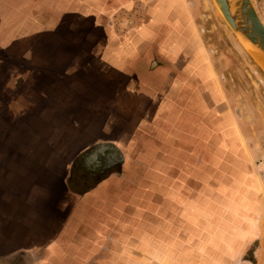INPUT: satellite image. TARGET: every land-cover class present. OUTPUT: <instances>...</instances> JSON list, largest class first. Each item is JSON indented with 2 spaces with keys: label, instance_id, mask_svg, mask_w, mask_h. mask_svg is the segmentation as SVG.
I'll use <instances>...</instances> for the list:
<instances>
[{
  "label": "rangeland",
  "instance_id": "1",
  "mask_svg": "<svg viewBox=\"0 0 264 264\" xmlns=\"http://www.w3.org/2000/svg\"><path fill=\"white\" fill-rule=\"evenodd\" d=\"M64 1L66 12L75 5L74 11L80 15V20L71 22L73 20L69 21L68 18H64L66 24L60 26L59 32L60 38L61 36L64 38L62 42L64 46H49L51 51L46 52L49 58L46 54L45 57L40 54L42 41L34 42L35 45L23 44L20 46L14 41H0V81H2L1 84L6 85L5 89L0 88V101L4 104L6 102L8 105L9 102L18 97L17 103L20 106V111L22 113L26 111L25 119L29 121L34 118V115L35 117L40 115L39 112L45 106L46 99L56 98L58 100L57 108L55 109L53 106L56 111L61 112L68 109H71V111L67 112L66 115H59L58 113V116L53 119H64L65 121L68 118H75L71 115L80 116L79 128L69 127L64 130L70 136H73L70 145L71 147L76 146L75 151H77L79 144L89 143L93 138L105 137V143L110 138L102 128L101 120H96L92 123V126H90L89 121L92 120L95 113L94 109L97 106L101 105L109 113L111 108L110 104L108 105L107 98L111 94L107 91L112 88L109 76L102 73L100 67H94V65H98L97 63L94 62L89 65L90 58L83 55L84 51L81 48H88L86 52L90 48L101 52L100 49L106 46L115 49L111 42L105 40L106 34L112 28L110 22H114L112 29L118 35L116 38L118 47L124 50L128 47L129 49L134 48L137 37L147 28L152 27L153 18L160 8L153 3L154 0H130L129 5L119 7L102 6L105 4V0H72L73 2L68 7L70 0ZM174 1L176 5L173 4L172 7V21L169 23L171 18L163 15L162 20L165 25L160 26L159 39L146 41L140 50L141 53L155 52L154 65L152 61L146 60L147 56H145V59L133 61L131 65L140 74L141 77L137 76L136 78V81L140 83L160 81V78L163 77L160 76V73L165 72L166 66H172L176 68L175 71L183 72L181 75L184 77L175 71L173 74L171 73L169 87L160 88L161 107L167 111L170 105L176 103L184 114L190 115L189 117L194 119L201 117L210 133L207 152L200 154L198 152L186 153L179 151L175 153L169 151L167 154L169 157L173 156L174 158L169 159L167 163H176L175 178L177 180H193L191 184H186L187 189L178 188V192L181 194L191 192L194 196L189 200L190 194H188L186 195L188 200L178 199L177 201L176 223L178 229L174 234L177 242L175 248L177 264H206L207 251L201 247V241L206 239L205 234L197 231L196 234H190L185 233L184 230L188 231L190 224L198 230H201L202 224L210 225L211 218L204 217L207 215H204L203 204H208L209 208H215L211 211L214 212V215L217 214L220 227H232L236 223L234 219L238 220L239 218L237 215V201L234 202L233 199H229V196L233 194H235V197L239 194L241 206L244 204L246 208L253 206L252 211H250L251 217L248 216L249 211L245 213L241 211V222L243 220L247 221L250 226L257 227L263 234L244 255L235 259L232 264H264V68L242 37L228 24L216 0H182V6L179 5L177 0ZM252 2L264 22V0H252ZM90 3H97L98 5L89 7ZM2 9L4 11L8 10L7 6L1 8V11ZM93 21L99 24H94ZM1 23H5V21ZM86 33L93 34L88 37L90 38L87 41L88 45L83 43ZM37 34H40V29ZM66 35L78 39L80 43L77 42V44L79 45L73 47L69 45V42H65ZM172 36L175 38L173 39ZM121 39H123L122 42ZM14 43L17 45L11 48L10 46ZM43 46L48 47L45 44ZM18 48L24 50L23 52L30 50L27 57V61L30 62L26 64L21 57L14 56L10 52ZM34 48L39 52L31 53V49ZM59 48L64 53L62 56L57 54L56 50ZM173 52H180L181 55L177 56L175 53L176 56H173L171 55ZM46 57L50 60L51 67L45 65ZM51 59L54 60L55 64H52ZM111 64L116 69L119 68V63L111 61ZM55 66L56 68H54ZM188 66L194 67L196 72H199L200 67L203 68V82L198 81L200 80L199 73L195 77L196 73L189 75L184 72ZM208 69L210 71L207 73ZM41 74L49 78L46 79L47 81L52 80L51 77L54 74L58 75L60 78L58 88H56L57 85L53 89L39 86L33 90L29 80H37ZM195 78L198 80L196 81ZM27 80L28 82H26ZM184 81H193L187 95L183 93L184 89L180 87L185 83ZM23 82L24 85H21ZM181 82L183 83L181 84ZM134 91L152 96L154 90L148 87L144 89L134 88ZM82 98L86 100L83 102L85 107L78 109L81 105L78 102ZM197 98L203 103L201 107L202 114L200 113V106L198 107L195 104ZM89 100L92 101L87 102ZM110 101L112 102V100ZM189 104H192V106H189ZM5 108H7L6 111L9 114L11 110L8 107ZM28 108H30L29 112ZM51 117L46 116L37 120H40V124H42L46 118L52 120ZM22 119H24L23 116ZM0 123H2L0 124L2 131L5 130V135H2L0 139L6 151V147L9 145L8 139L12 140V144L15 143V134L12 131L9 132L6 119L0 120ZM66 124L70 126L69 121ZM62 138L66 139L67 137L62 136L59 139ZM44 139L45 137L42 138L40 147L44 146ZM30 145H25L26 153H14V159L17 162L20 160L26 161L28 173H26L27 177L22 180H39L34 193L44 195H38V199L35 196L33 199L28 200L27 204L30 208L26 215L29 220L27 225H32V222L37 218L47 223L58 197L64 195L70 201H77L79 196L83 198L85 194L87 196L92 193V189L97 184L94 177L84 178L80 180H86L85 182L80 183V181L75 185L72 184L69 190L62 191L60 185L57 184V180H63L66 176L62 179H50L52 171L47 168L43 169L44 174L35 177V174L39 173V168L35 164L33 165L32 159L35 153H38V150H35L37 149L36 145L34 147ZM1 151H3L2 148ZM110 151L104 146L94 147L88 153L85 152L86 154H79L76 159L84 155V158H81V160L83 159L82 169L84 173L88 175L96 174V171L101 169L102 173L100 174L103 175L106 166L114 167L111 164V155L108 154ZM8 165V169H11L12 165L9 163ZM30 173L33 177L29 175ZM200 180H209L208 186L202 185ZM223 180H229L230 182L227 192L221 190ZM16 181L5 176L0 178V201L1 199L7 200L12 194L22 193L19 185L14 187L13 183ZM20 181L18 180V183ZM48 181L51 182L48 183ZM137 181L135 180L134 185L137 184ZM217 182L220 183V186ZM138 184H140L138 188L145 191V194L146 192L153 193V180L151 178L139 180ZM22 187H24V182ZM31 191L32 187L27 190V193ZM197 193H207L208 200H202L203 204H201L200 196L196 197ZM127 195L129 204L126 208L131 213L138 208L137 204L140 205L144 201L141 202L140 200L138 202L131 191L127 192ZM139 197H143V192H140ZM2 202H0V207L4 205V200ZM92 202L93 198L86 199L85 207L90 208ZM98 202L100 204L101 202L105 203L101 198L98 199ZM73 203L75 204V202ZM147 203L151 206L152 201ZM116 205L117 202L114 206L116 207ZM151 208L146 210V216H152ZM253 210H256V212ZM191 217L194 220L192 223ZM146 221L148 225L154 223L151 218H146ZM2 225L3 223L0 224V264H23L24 259L21 254L17 255L19 253L17 249L26 251L40 242L36 240L34 235H32L33 238H29L27 234L18 233L15 226V229H11L9 234L7 229L2 234ZM5 227L9 229L7 224ZM145 235V238L151 241L156 234L155 232H146ZM160 235L162 241L169 240L168 232H163ZM174 236L172 239H174ZM191 236L197 238L198 243L193 245L190 242ZM166 251L168 252V248ZM210 251L213 252L211 256L214 259L213 264H222V259H220L222 253L220 252L221 255L217 259V250ZM108 252L109 250L103 249L98 251L96 263L105 264L104 262L108 261L111 264H119L122 260V250L118 248V243L115 248L110 250L111 255ZM134 252L136 251H130L129 256H136ZM147 253L148 250L145 249V264L149 263H147ZM106 257L107 259H105Z\"/></svg>",
  "mask_w": 264,
  "mask_h": 264
},
{
  "label": "crops",
  "instance_id": "2",
  "mask_svg": "<svg viewBox=\"0 0 264 264\" xmlns=\"http://www.w3.org/2000/svg\"><path fill=\"white\" fill-rule=\"evenodd\" d=\"M73 1H69L68 7ZM126 1L128 0H120V2L105 0V4L102 6H124ZM177 2L180 6L183 5L182 0H177ZM153 3L158 5L160 10L153 18L152 27L150 29L147 28L137 37L134 48L129 49L128 47L124 50L118 47L116 40L118 35L112 29L114 22H110L112 28L106 34V41L111 42L115 49L106 46L100 49L101 52H98L90 48L88 50L90 53L87 55L86 49L88 48H81L85 57L92 55L95 58L92 61L89 60V65L94 62L97 63L98 65H94V67H100L101 72L109 76L112 82V88L108 87L107 91L111 94L107 98L108 105L110 104L111 108L109 113L101 105L97 106L94 109L95 113L92 120H90L91 122L89 121L91 123L90 126L96 120L102 121V128L106 135H109L108 138L110 137L107 139V143H105V137L93 138L89 143L79 144L80 146L77 144L78 149L75 151L76 146L71 147L70 145L73 136H70L64 130L69 127L79 128L81 123L80 116L71 115L75 118H68L65 121L64 119H53L58 116V113L59 115H66L67 112L71 111V109L61 112L56 111V104L58 103L56 98H54L55 100L53 98L46 99L45 106L39 112L40 115L36 117L34 115V118L29 121L25 119L26 111L23 113L20 111V106L17 103L18 97L9 102L8 105L6 102L4 104L0 101V120L6 119L9 132L12 131L15 134V143L12 144V140L8 139L9 145L6 147V151L0 139V178L5 176L6 178L17 180L13 185L14 187L19 185L22 191V193L10 195L7 200L1 199L0 202L4 200L3 207H0V224L3 223L1 233L4 234L7 229L9 234L11 229L17 227L18 233L27 234L29 238H33L32 235H34L36 240L40 242L26 251L17 249L19 253L14 252L18 253L17 255H22L23 264H97L98 251L102 249L109 250L108 254H110V250L115 248L117 243L118 248L122 250L121 264H145V249L148 250V264H177L175 250L177 242L174 236L178 229L176 223L177 201L178 199L188 200L186 196L188 194H190L189 200L194 196L191 192L181 194L178 192V188L187 189L186 184H191L193 180H177L175 178L176 163H167L169 159H174L173 156L169 157L167 154L169 151H174L175 153L179 151L186 153L198 152L201 154L206 150L204 144H208L210 133L201 117L194 119L184 116L177 104L170 105L167 111L163 109L160 98L157 97L155 91H153L152 96L134 91V88L141 89L144 86L127 74L129 55H138L146 41L159 39L160 26L164 24L162 16L165 15L171 18L175 1L154 0ZM97 5V3H90L88 6L95 7ZM5 6H7L8 10L4 11L2 9L1 11V8ZM65 6L64 0H0V41H14L19 46L23 44L35 45L36 43L34 44V42L42 41L40 54L45 57L46 52L51 51L49 46H64L62 43L64 38L62 36L60 38L59 34L60 26L66 24L64 18H68L69 21L73 20L71 22L80 20V15L74 11L75 5L72 9H68V12L65 11ZM2 21H5V23H1ZM171 21L172 18L169 23ZM94 24L99 23L94 22ZM39 29L40 34H37ZM91 35L93 34L86 33L83 43L88 45L87 41L90 39L88 37H91ZM120 41L122 42L123 39ZM65 42H69V45L73 47L79 45L77 42L80 43L78 39L71 38L69 35H66ZM43 44L48 47H44ZM16 45L14 43L10 47L12 48ZM23 51L18 48L10 52L14 56L21 57L27 64L30 62L27 61L30 50ZM36 51H38L36 48L31 49L33 54ZM56 51L58 56L64 54L61 48ZM175 53L177 56L181 55L180 52H173L171 55L176 56ZM48 58L45 60V65L47 64V67H51ZM51 61L52 64H55L54 60L51 59ZM111 61L119 63V68L116 69L111 64ZM114 68L116 69L115 71ZM209 69L206 71L207 73L210 71ZM203 71V68L200 67L199 72H196L195 68L191 66L184 70L189 75L196 73L195 77L199 73L200 80L197 79L198 77L195 79L200 82H203ZM46 79L49 78L41 74L37 80H29V84L33 90L39 86L53 89L57 85L56 88H58V82H60L58 75L54 74L50 81ZM192 82H185L184 84L181 82L182 86L180 87L182 89L190 88L193 85ZM1 83L2 81H0V88L5 89L6 85ZM21 85H24V82ZM150 86L152 88L156 86L155 81ZM84 101L86 100L82 98L78 102L81 104L78 109L85 107L83 106ZM195 103L201 107L203 106L202 101L198 98ZM5 107L11 110H8L9 114ZM29 111L30 108H28ZM200 111L202 114L203 110L201 108ZM22 116L24 119H22ZM46 116H52V120L46 118V123L42 122L40 124V120L37 119ZM68 121L70 126L66 124ZM4 131L0 128V137L5 135ZM62 136L67 137L69 140L67 138L60 140L59 138ZM43 137H45L44 146L40 147ZM11 144L13 145L12 147ZM27 144H31L30 146L32 147L36 145L37 149L35 150H38V153H35L32 159L33 165L35 164L39 168V173H36L35 177L44 174L43 169L47 168L52 171L50 179H62L66 176L63 180H57V184L60 185L62 191L65 189L69 190L72 184L75 185V183L80 181V183L86 181L80 179L94 177L97 182L95 188L92 189V193L87 196L85 194L83 198L79 196L77 201H70V199L61 194L62 196L58 197V201L51 211L47 223L37 218L32 222V225H27L29 220L26 215L30 208L27 204L28 200L33 199L35 196L38 199V195H44L34 193L39 180H22L27 177L26 173H28L26 161L20 160L17 162L14 159V153H26L25 145ZM100 146L111 150L108 154L111 155V164L114 167L106 166L103 175L100 174L102 173L101 169H98L96 174L88 175L82 169L83 159L81 160V158H84V155L77 159L76 157L81 153H88L94 147ZM1 148L3 151H1ZM76 152L77 154L75 155ZM5 155L7 156L6 158ZM7 159L8 161H6ZM6 162L12 165L13 169H8L9 165ZM29 175L33 177L32 173ZM149 178L153 180L154 191L152 194L150 192L145 194V191L138 188L140 187L138 182ZM18 180L21 181L18 183ZM135 180H138L136 185H134ZM200 181L202 185L208 186L209 184V180ZM23 182L24 187H22ZM50 182L48 181V183ZM222 183V192H227L226 190L229 189L228 184H230L229 180H223ZM217 184L220 186L219 182ZM30 187H32V191L27 193ZM129 191L133 192L135 195L133 197L137 198L138 202L140 200L141 202L144 201L140 205L136 203L138 208L131 213L126 208L129 204L127 195ZM140 192H143L142 198L139 197ZM107 193L108 195H106ZM197 196H200L201 201L208 200L207 193H197ZM84 198H93L90 208L85 207L86 199L84 200ZM100 198L105 202L104 204L98 202ZM229 199H233L234 202L237 201L238 207V214H236L239 218L238 220L234 219L236 223L232 227H220L217 214L214 215V212L211 211L215 208H209L208 204L205 205L202 201L204 215H207L204 217L211 218L210 225L202 224L201 230H198L190 224L189 230H184L185 233L188 232L190 234H196V231L205 234L206 239L201 241V247L207 251L206 264L214 263V259L211 258L213 252L210 250H217V259L221 255L220 252L222 253L220 257L222 264H232L235 259L244 255L263 234L257 227H252L247 221L243 220L241 222L240 220V216L242 217L241 211L243 213L249 211L248 216L251 217L250 211H252L253 206L248 208L244 207L245 204L241 206L239 194L236 197L233 194L229 196ZM148 201H152L151 206L147 203ZM116 202L117 205L115 207L114 204ZM150 207H152V216H146V210L150 209ZM253 211L256 212V210ZM146 218H151L154 223L146 224ZM190 220L191 223L194 222L192 217ZM6 224L9 229L5 227ZM146 232H155L156 235L153 236V240L149 241V239L145 238ZM163 232L169 233V240L166 242L161 240L160 234ZM173 236L174 239H172ZM190 238V242L193 245L198 243L197 238L193 236ZM167 248L168 252L166 251ZM134 250L136 251L134 252L136 256L130 257V251ZM104 263L111 264L108 261Z\"/></svg>",
  "mask_w": 264,
  "mask_h": 264
},
{
  "label": "water",
  "instance_id": "3",
  "mask_svg": "<svg viewBox=\"0 0 264 264\" xmlns=\"http://www.w3.org/2000/svg\"><path fill=\"white\" fill-rule=\"evenodd\" d=\"M233 30L264 53V22L252 0H216Z\"/></svg>",
  "mask_w": 264,
  "mask_h": 264
},
{
  "label": "flooded vegetation",
  "instance_id": "4",
  "mask_svg": "<svg viewBox=\"0 0 264 264\" xmlns=\"http://www.w3.org/2000/svg\"><path fill=\"white\" fill-rule=\"evenodd\" d=\"M112 2H120V0H112ZM129 2H130V0H128V1H126V3H125V5H129ZM69 4V3H68ZM105 40H106V38H105ZM90 53V51H88L86 54L88 55ZM141 53V52H140ZM138 53V55H136V56H133V55H129V62H128V65H127V67H128V69H127V74H128V76L130 77V78H132V79H135V80H137L136 78H137V76L139 77L140 76V74H138V72H137V70L136 69H134L133 67H132V65H131V63L133 62V61H136V60H138V59H145V56H147L146 57V60H148V61H152V63H153V65H154V63H155V52H147V53ZM92 56V55H91ZM91 56H88L89 58L91 57ZM94 57L92 56L89 60H91V59H93ZM153 65H152V70H153ZM163 66H166V65H163ZM165 72H162V73H160V76L162 75L163 77L162 78H160L161 80L159 81L158 80V82H155V84H156V86H154L153 88L150 86L152 83H140V82H138L139 84H143V89L144 88H148V87H151L152 88V90L153 89H155L154 91H155V93H156V95L160 98V96H161V94H160V88H166V87H169V85H170V79H169V77L171 76V73L173 74L174 73V71H175V69L176 68H174V67H172V66H170V67H168V66H166L165 67ZM174 69V70H173ZM154 71H156V70H154ZM176 73H178L180 76H182V77H184L183 75H181V72H179V71H175ZM183 74V73H182ZM159 76V77H160ZM141 77V76H140ZM185 80V79H184ZM188 89H190V88H184V91H183V93L185 94V95H187V93H188ZM192 95V94H191ZM191 100V99H190ZM160 102H161V99H160ZM189 102H191V101H189ZM174 105L176 104V103H173ZM196 104V103H195ZM189 106H192V104H189ZM198 107H199V105H198ZM199 108H201V106L199 107ZM192 109V108H191ZM181 112H182V109H181ZM183 113V112H182ZM183 115L184 116H186V117H189L190 115H187V114H184L183 113ZM209 142V141H208ZM207 142V143H208ZM204 148L206 149V150H204L203 151V153L204 152H207V150L209 149V147H208V144H204Z\"/></svg>",
  "mask_w": 264,
  "mask_h": 264
},
{
  "label": "bare ground",
  "instance_id": "5",
  "mask_svg": "<svg viewBox=\"0 0 264 264\" xmlns=\"http://www.w3.org/2000/svg\"><path fill=\"white\" fill-rule=\"evenodd\" d=\"M245 42L246 45L249 46V48L251 49L252 53L254 54L255 58L261 63V65L264 68V53L258 49V47L253 46L252 44L248 43L247 41L243 40ZM262 68V67H261ZM262 68V69H263ZM264 71V70H263Z\"/></svg>",
  "mask_w": 264,
  "mask_h": 264
},
{
  "label": "built area",
  "instance_id": "6",
  "mask_svg": "<svg viewBox=\"0 0 264 264\" xmlns=\"http://www.w3.org/2000/svg\"><path fill=\"white\" fill-rule=\"evenodd\" d=\"M248 264V263H247Z\"/></svg>",
  "mask_w": 264,
  "mask_h": 264
}]
</instances>
